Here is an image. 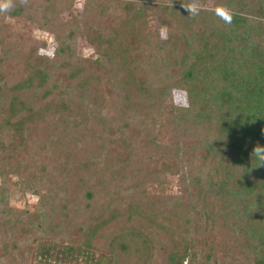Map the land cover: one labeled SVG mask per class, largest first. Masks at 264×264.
<instances>
[{
  "label": "trees",
  "instance_id": "1",
  "mask_svg": "<svg viewBox=\"0 0 264 264\" xmlns=\"http://www.w3.org/2000/svg\"><path fill=\"white\" fill-rule=\"evenodd\" d=\"M75 1L0 0V264H264V0Z\"/></svg>",
  "mask_w": 264,
  "mask_h": 264
},
{
  "label": "rangeland",
  "instance_id": "2",
  "mask_svg": "<svg viewBox=\"0 0 264 264\" xmlns=\"http://www.w3.org/2000/svg\"><path fill=\"white\" fill-rule=\"evenodd\" d=\"M106 1V0H101ZM108 1V0H107ZM107 3V2H106ZM108 4V3H107ZM215 4L214 0H209L206 3V6L209 8H213ZM155 4L153 5V7ZM85 7V0H76L74 2V6L72 8V12L65 11L60 15V19L67 23L70 21L71 15L77 16L79 19H82L83 12ZM20 33L27 34V38L29 42L35 41L37 44L33 45L34 49L39 51L40 55H45L48 57H52L54 54V50L56 49V40L54 35L48 33L47 31H43L36 28H31L27 24L20 23ZM31 28V29H29ZM162 36H165V31H161ZM97 50V51H96ZM77 54L81 58H97L99 55L103 54L102 50L93 49L90 44L86 41V38L83 34H79L77 37ZM174 102L176 105L179 106H186V99L182 93L175 92L174 93ZM150 158V155H147ZM155 163V161H153ZM180 172L178 174L168 173L165 177L168 183V192L170 194L178 195L180 191ZM18 181V178L15 177L13 174L6 175L5 179L2 180L0 177V199L2 200L3 206L7 209V213L4 215L5 218H11L14 220L18 218L21 220V216L24 214L25 211L33 213L36 210V206L39 203V197L34 193H26L23 194L22 192L16 189L14 183ZM4 190V191H2ZM158 190V185H151L150 192L156 193ZM72 203L68 201L63 194V192H58V199L55 206V212L57 214H65L71 215L73 208ZM17 220V219H16ZM187 264V263H185Z\"/></svg>",
  "mask_w": 264,
  "mask_h": 264
},
{
  "label": "clouds",
  "instance_id": "3",
  "mask_svg": "<svg viewBox=\"0 0 264 264\" xmlns=\"http://www.w3.org/2000/svg\"><path fill=\"white\" fill-rule=\"evenodd\" d=\"M7 7L8 5L4 4L3 7H0V11L5 10ZM187 11L191 14H195V9L192 7L188 8ZM253 155H255L259 160L264 161V148L258 146L255 148Z\"/></svg>",
  "mask_w": 264,
  "mask_h": 264
}]
</instances>
